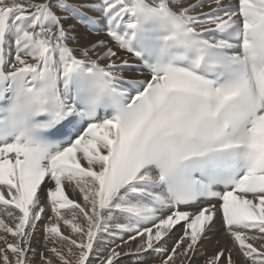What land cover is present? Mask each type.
Segmentation results:
<instances>
[{"label":"snow or ice","instance_id":"1","mask_svg":"<svg viewBox=\"0 0 264 264\" xmlns=\"http://www.w3.org/2000/svg\"><path fill=\"white\" fill-rule=\"evenodd\" d=\"M264 264V0H0V264Z\"/></svg>","mask_w":264,"mask_h":264},{"label":"bare ground","instance_id":"2","mask_svg":"<svg viewBox=\"0 0 264 264\" xmlns=\"http://www.w3.org/2000/svg\"><path fill=\"white\" fill-rule=\"evenodd\" d=\"M69 2H72V0H69ZM133 259L134 258L130 257L127 260H122L120 264H132ZM153 259H155V257H153L152 255L144 257V264H149V262ZM196 264H198V262H196Z\"/></svg>","mask_w":264,"mask_h":264},{"label":"rangeland","instance_id":"3","mask_svg":"<svg viewBox=\"0 0 264 264\" xmlns=\"http://www.w3.org/2000/svg\"><path fill=\"white\" fill-rule=\"evenodd\" d=\"M72 2H75V0H72Z\"/></svg>","mask_w":264,"mask_h":264}]
</instances>
